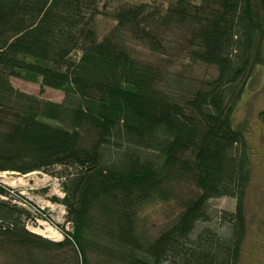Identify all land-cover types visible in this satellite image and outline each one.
Returning <instances> with one entry per match:
<instances>
[{"label": "trees", "instance_id": "16d2710c", "mask_svg": "<svg viewBox=\"0 0 264 264\" xmlns=\"http://www.w3.org/2000/svg\"><path fill=\"white\" fill-rule=\"evenodd\" d=\"M97 3L0 0V172L77 169L60 178L71 240L28 231L31 212L0 197V248L14 246L18 264H42L34 250L57 253L65 245L74 250L71 264H100L91 253L103 256L102 264H239L253 156L233 120L245 86L238 82L264 58V0L120 5L110 13L116 28L102 38ZM163 27L186 28L176 44L189 60L214 66L216 76L194 83L171 73L173 42L158 35ZM128 35L159 60L135 56ZM18 75L41 77L63 90L64 100L22 91L12 82ZM182 177L196 192L180 198L174 222L147 240L138 209L170 201ZM220 196L236 198L235 212L220 216L230 234L199 228L210 220L209 199Z\"/></svg>", "mask_w": 264, "mask_h": 264}, {"label": "rangeland", "instance_id": "374dc122", "mask_svg": "<svg viewBox=\"0 0 264 264\" xmlns=\"http://www.w3.org/2000/svg\"><path fill=\"white\" fill-rule=\"evenodd\" d=\"M106 1H108V6L105 5ZM138 3L166 7L171 3V0H98L95 6V17L100 38L109 34L114 27L116 28L117 22L111 17V11L120 5H135ZM164 30H167V28L159 29L158 35L168 34L167 36L173 42L168 53L171 55L166 56L170 64H172L171 73H182L188 82L194 83L216 76L217 70L214 66L189 60L181 46L176 44L177 39L187 33L186 28L176 27L173 31L167 32ZM126 40L135 56L154 62L159 60V53L151 49L146 42L136 39L134 35H128ZM80 54V51H76L73 57L78 58ZM12 82L15 87L44 101L62 102L64 100L65 92L45 85L41 77L33 81L18 75L12 77ZM238 83V86L243 84L245 86L236 107L233 121L236 127L242 129L250 144L253 156L251 165L252 176L245 199L247 234L242 244L239 264H264V118L261 116L264 111V58L261 63H258L253 68L247 81L243 79ZM75 171L72 167L67 168L61 165L27 173L11 170L1 171L0 186L4 187V189L6 188L7 191L1 193L0 197H4L5 200L10 199L13 203L14 199L21 201L22 204L29 202V209H31L32 213L25 217L24 221L27 223L33 220L31 218L32 214L44 221L43 226H45L46 222H54V226H51L53 227L50 230L51 232L38 228H36L35 232L25 225L28 231L41 235L53 242L71 240L73 222L69 220L67 205L62 203V200L67 196V188L64 184L62 186L61 182L58 183L57 177L65 178ZM176 185L175 196L170 201L157 199L145 208L138 209L137 227L144 232L147 240L155 239L162 230L167 229L174 222L176 212L180 208L178 204L180 198L189 197L196 192V185L188 177L179 178L176 181ZM14 204L25 207L23 206L25 204ZM235 209L236 198L233 196L210 198L206 210L210 220L202 221L199 228L209 226L220 230L222 235L230 234V225L223 224L220 221V216L223 212H235ZM39 230L41 233H39ZM15 251L17 252V249L10 244L0 248V264H18L16 257H13L12 254ZM34 251L42 264L47 263L46 260L52 263L57 261V264H71L75 259L74 250L69 245H65L57 253ZM90 258L93 259L91 260L92 262L100 264L105 259L95 253H91ZM112 264L121 263L115 262Z\"/></svg>", "mask_w": 264, "mask_h": 264}, {"label": "built area", "instance_id": "2783aa9c", "mask_svg": "<svg viewBox=\"0 0 264 264\" xmlns=\"http://www.w3.org/2000/svg\"><path fill=\"white\" fill-rule=\"evenodd\" d=\"M57 179H58V183H60L61 182V179L60 178H58L57 177ZM62 183V182H61ZM2 198H4V197H2ZM5 199V198H4ZM14 201V203H18V204H21V205H23V204H25V203H23L22 204V202L20 201H16V199H14L13 200ZM29 203V202H28ZM28 203L27 204H25V205H23V206H25L31 213H32V211H31V209H29L30 208V206L28 205ZM22 207V206H21ZM24 207V208H25ZM31 218L33 219V220H31V221H29L28 223L26 222L25 223V225H26V227H28L29 229H31L32 231H35L36 232V228H38V229H40V230H42V229H45V231H49V232H51L50 230L53 228V227H51V226H54V222L53 221H49V222H46L45 223V226H43L44 225V221H41V219H40V217H36V216H34L33 214L31 215ZM40 230H39V233H41L40 232Z\"/></svg>", "mask_w": 264, "mask_h": 264}]
</instances>
